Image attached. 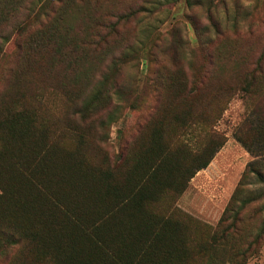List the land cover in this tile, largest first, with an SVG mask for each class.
Wrapping results in <instances>:
<instances>
[{"label": "trees", "instance_id": "trees-1", "mask_svg": "<svg viewBox=\"0 0 264 264\" xmlns=\"http://www.w3.org/2000/svg\"><path fill=\"white\" fill-rule=\"evenodd\" d=\"M28 11L22 1L0 0V264H247L264 242L263 224L241 221V211L256 201L241 198L246 181L253 175L264 182V138L255 130L250 134L263 154L247 165L216 225L178 203L226 143L211 128L210 113L191 99L200 93L216 99L232 89L256 96L262 69H245L234 87L208 84L211 69L197 71L190 82L182 68L161 71L157 90L160 98H172L165 107L173 112L172 135L168 119L151 121L149 134L142 136L139 126L138 137L116 153L108 133L127 100L113 106L109 71L119 72L133 51L99 54V62L110 57L111 63L98 78L93 68L76 64L54 81L55 65L68 63L81 45L70 37L72 27L59 33L62 19L48 25L47 13ZM22 21L23 28L40 24V32L10 54L13 35L22 38L10 26ZM97 38L90 44L107 42ZM48 44L54 45L50 64L39 67L36 58ZM39 73L63 111H46V88L34 77ZM197 130L195 145L190 136ZM235 138L250 149L238 132Z\"/></svg>", "mask_w": 264, "mask_h": 264}, {"label": "rangeland", "instance_id": "rangeland-1", "mask_svg": "<svg viewBox=\"0 0 264 264\" xmlns=\"http://www.w3.org/2000/svg\"><path fill=\"white\" fill-rule=\"evenodd\" d=\"M19 1L30 10L27 15L47 13L48 25L62 19L59 33L64 34L72 27L69 35L81 45L68 63L63 61L55 65L54 81L58 80L57 74L70 75L66 67L76 64L81 68H93L98 78L100 71L108 72L111 63L110 57L103 58L104 63L99 62V54L102 56L112 49L133 51L120 65L119 72L109 71V75L115 77L111 88L113 106L121 102V98L127 100L108 133L111 150L116 153L125 152L138 137L139 126L144 127L142 136L149 134L151 121L168 119L165 130L172 135L174 124L170 118L173 112L165 107L173 101L164 96L160 98L157 90L161 71L182 68L190 82L197 71L211 69L208 84L234 87L243 81L245 69L256 66L262 69V75L255 81L256 96L232 89L216 99L200 93L190 102L199 100L197 108H205V112L210 113L213 117L211 128L222 135L226 143L209 167L192 179L178 206L191 216L216 225L247 165L256 155L263 154L255 137L264 138V0ZM39 19L41 23L47 20L42 16ZM23 21L10 26L11 33L23 38L14 39L16 35H13L7 45L10 54L18 52L21 41H31L40 32V24L23 28ZM98 35L107 42L101 40V45H91L90 41H98ZM53 47V44L43 47L45 53L36 58L39 67L50 64L49 53ZM40 73L34 77L37 86L46 88L43 93L48 101L46 111H63V104L53 97L54 92L47 88L46 79ZM1 84L4 83L0 81V88ZM115 91L121 95H114ZM250 128L255 130V137L250 134ZM236 132L250 149L236 140ZM192 133L190 139L196 145L198 130ZM262 171L264 173V169ZM244 190L241 198H255L256 201L241 211L242 225H245L244 218L256 227L264 225V182L250 175ZM247 264H264V242L257 253L248 256Z\"/></svg>", "mask_w": 264, "mask_h": 264}]
</instances>
